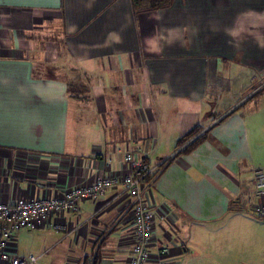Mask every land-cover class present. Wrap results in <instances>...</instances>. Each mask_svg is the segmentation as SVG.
I'll list each match as a JSON object with an SVG mask.
<instances>
[{"label":"crops","instance_id":"obj_1","mask_svg":"<svg viewBox=\"0 0 264 264\" xmlns=\"http://www.w3.org/2000/svg\"><path fill=\"white\" fill-rule=\"evenodd\" d=\"M128 152L166 161L142 187L148 264H264V0H0V202L121 177ZM132 207L107 189L8 250L33 230L35 264H128Z\"/></svg>","mask_w":264,"mask_h":264},{"label":"built area","instance_id":"obj_2","mask_svg":"<svg viewBox=\"0 0 264 264\" xmlns=\"http://www.w3.org/2000/svg\"><path fill=\"white\" fill-rule=\"evenodd\" d=\"M124 161L129 171L121 177H101L88 185L66 189L61 194L47 199L0 202V261L4 264H35L37 256L33 254L17 256L8 250L9 245L14 244L15 235L20 230L44 226L54 213L66 209L76 211L81 200L97 199L107 189H118L120 193L131 196L133 200L131 221L135 239L128 264H148L153 215L142 194V187L154 178L157 164L138 159L131 152L125 154ZM254 185L256 195L264 196L263 171L255 172ZM255 214L264 218V204L256 208ZM168 253V247L164 246L157 251L156 255L163 260ZM162 260L159 264H167Z\"/></svg>","mask_w":264,"mask_h":264},{"label":"trees","instance_id":"obj_3","mask_svg":"<svg viewBox=\"0 0 264 264\" xmlns=\"http://www.w3.org/2000/svg\"><path fill=\"white\" fill-rule=\"evenodd\" d=\"M173 1L174 0H131V3L135 11H140V10H153V9L165 8L170 6ZM202 132L203 131L201 126L196 125L178 139L176 143V147H180V149L182 150L190 149L196 143L200 142L203 139L204 135ZM195 135H199V136L193 139ZM165 163L166 161L157 165V170L154 175V178L152 179V181L150 180L148 182H154L156 180L161 168Z\"/></svg>","mask_w":264,"mask_h":264},{"label":"rangeland","instance_id":"obj_4","mask_svg":"<svg viewBox=\"0 0 264 264\" xmlns=\"http://www.w3.org/2000/svg\"><path fill=\"white\" fill-rule=\"evenodd\" d=\"M32 235H33V230L32 231H25V232H23L22 236L19 238L20 247L27 249L26 255L32 254V253H30V252H32L31 250L28 251V249H31V247H32ZM16 239H17V234L15 235L14 242H16Z\"/></svg>","mask_w":264,"mask_h":264}]
</instances>
